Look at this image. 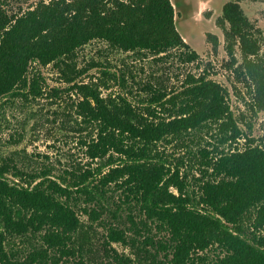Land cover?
<instances>
[{
  "label": "trees",
  "instance_id": "1",
  "mask_svg": "<svg viewBox=\"0 0 264 264\" xmlns=\"http://www.w3.org/2000/svg\"><path fill=\"white\" fill-rule=\"evenodd\" d=\"M218 23L224 28L232 67L239 48L242 61L234 72L251 92L252 110L264 112L260 30L237 1L224 5ZM95 40L124 52L160 55L184 49L185 61L199 58L176 30L170 0L40 1L10 15L0 9V101L22 95L26 88L38 94L43 79L39 69L62 64L63 78L83 97L77 113L96 133L89 144L90 155L104 158L111 150L119 154L108 156L109 165L118 166L99 180L100 185L114 182L133 193L146 216L143 224L157 222L168 232L172 264H198L194 255L205 262L207 256L198 253L208 250L216 253L211 264H264V146L254 145L244 135L228 104L227 90L208 75L188 74L171 92L147 83L144 89L151 95L143 108L127 94L103 97L99 83L79 81L88 70L75 63L77 50ZM111 77L120 85L125 81L116 74ZM104 87L109 88L106 83ZM212 126L219 145L231 147L243 136L248 142L241 150L235 146L225 151L218 143L211 150H200L198 190L190 193L187 174L178 164L159 157L157 143L169 137L184 140ZM12 167L8 161L0 165L2 264H26L14 254L6 255L4 246L12 237L37 236L40 246L35 255L52 259L53 248L70 253L71 245L88 241L85 224L69 202L68 188L19 169L12 172L19 181H11L7 174ZM86 181L81 178L75 186L91 195ZM108 236L141 251L139 240L119 226L111 227ZM111 249L118 258L117 250Z\"/></svg>",
  "mask_w": 264,
  "mask_h": 264
},
{
  "label": "rangeland",
  "instance_id": "2",
  "mask_svg": "<svg viewBox=\"0 0 264 264\" xmlns=\"http://www.w3.org/2000/svg\"><path fill=\"white\" fill-rule=\"evenodd\" d=\"M40 1L47 3L51 0H0V9L10 15L25 11ZM170 1L175 11L176 30L190 49L199 55L196 61H185L184 49L153 55L147 51L124 52L109 47L104 41L95 40L76 52L77 68L88 70L79 81L99 83L103 97L127 94L134 104L143 108L151 95L144 89L147 83L171 92L181 86L188 74L208 75L227 90L228 104L244 135L252 139L254 145L264 146V112L252 110L251 92L234 72V67L242 61L239 48H235L237 64L232 67L225 50L223 30L217 24L224 4L239 2L249 21L261 32L260 55L264 57V0ZM208 36L216 38V42H211ZM61 68L62 64H50L39 69L43 79L39 81V89H36L38 94L26 88L22 89V95L0 101V165L8 161L14 166L7 174L11 181H19L12 175L19 169L25 174L40 176L47 182L55 180L68 188L71 192L69 202L85 224L88 241L71 245L70 253L53 248L55 258L52 259L35 255V248L40 246L39 238L27 234L9 238L4 246L6 255L14 254L26 264H172L166 244L168 232L157 222L148 220L146 226L143 224L146 216L133 193L114 182L100 185L99 180L111 168L118 166L109 165L108 156L117 157L119 154L111 150L104 158L90 155L89 144L92 138H96V133L78 115L82 94L71 89L62 76ZM114 74L125 79L122 85L111 77ZM105 83L109 88L104 87ZM156 109L160 111V107ZM162 111L165 110L162 108ZM212 127L192 132L184 140L169 137L157 143L159 157L173 166L178 164L181 171L187 174L190 193L198 190L199 151L204 148L211 150L218 143L213 138L216 130ZM248 138L243 136L231 147L228 144L218 145L225 151L236 147L241 150ZM81 178L87 179L86 186L91 195L75 186ZM91 210H96V213L90 215ZM115 226L137 238L141 251L131 245L110 241L108 234ZM147 236L150 238L147 239ZM107 240L110 245L105 246ZM111 248L117 250L118 258L114 257ZM198 254L207 256L204 262L194 255L198 264H211L216 257V253L210 250Z\"/></svg>",
  "mask_w": 264,
  "mask_h": 264
},
{
  "label": "flooded vegetation",
  "instance_id": "3",
  "mask_svg": "<svg viewBox=\"0 0 264 264\" xmlns=\"http://www.w3.org/2000/svg\"><path fill=\"white\" fill-rule=\"evenodd\" d=\"M178 2V1H177ZM229 2V1H228ZM180 3V2H179ZM227 3V2H226ZM225 3V4H226ZM224 4V5H225ZM224 5H223V7H224ZM223 7H222V11H223ZM221 16H222V13H221ZM221 16L219 17V18H221ZM219 18L217 19V24L219 25V23H218V20H219ZM174 24H175V11H174ZM220 26V28L223 30V35H224V28L222 27V25H219ZM176 27V26H175ZM226 27H227V24H226ZM208 39L209 40H211V42H216V38L215 39H212L210 36H208Z\"/></svg>",
  "mask_w": 264,
  "mask_h": 264
}]
</instances>
